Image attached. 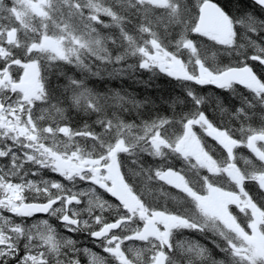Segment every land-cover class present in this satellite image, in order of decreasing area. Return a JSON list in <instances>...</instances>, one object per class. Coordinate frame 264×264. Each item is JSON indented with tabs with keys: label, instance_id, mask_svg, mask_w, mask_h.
<instances>
[{
	"label": "snow or ice",
	"instance_id": "1",
	"mask_svg": "<svg viewBox=\"0 0 264 264\" xmlns=\"http://www.w3.org/2000/svg\"><path fill=\"white\" fill-rule=\"evenodd\" d=\"M0 264H264V0H0Z\"/></svg>",
	"mask_w": 264,
	"mask_h": 264
},
{
	"label": "trees",
	"instance_id": "2",
	"mask_svg": "<svg viewBox=\"0 0 264 264\" xmlns=\"http://www.w3.org/2000/svg\"><path fill=\"white\" fill-rule=\"evenodd\" d=\"M249 2H250V0H249ZM93 79H95V78H93ZM157 83H159L160 85H161V87L163 88V87H166V83L164 82V81H157ZM120 84H121V81H115L113 84H111L110 86H113V87H115V86H120ZM129 85H131V82L130 81H124L123 82V86L124 87H129ZM131 87L134 89V90H136V91H140L141 93H143V90L142 89H140L139 87H137V86H135V85H131ZM151 91V90H150Z\"/></svg>",
	"mask_w": 264,
	"mask_h": 264
}]
</instances>
